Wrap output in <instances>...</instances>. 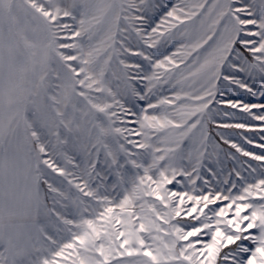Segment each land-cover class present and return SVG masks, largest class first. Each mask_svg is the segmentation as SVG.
I'll list each match as a JSON object with an SVG mask.
<instances>
[{"label": "snow or ice", "instance_id": "snow-or-ice-1", "mask_svg": "<svg viewBox=\"0 0 264 264\" xmlns=\"http://www.w3.org/2000/svg\"><path fill=\"white\" fill-rule=\"evenodd\" d=\"M0 264H264V0H0Z\"/></svg>", "mask_w": 264, "mask_h": 264}]
</instances>
